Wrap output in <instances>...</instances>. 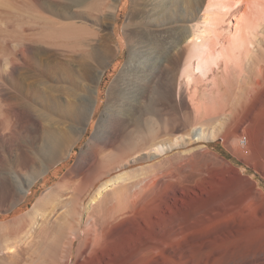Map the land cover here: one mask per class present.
<instances>
[{
	"label": "bare ground",
	"instance_id": "6f19581e",
	"mask_svg": "<svg viewBox=\"0 0 264 264\" xmlns=\"http://www.w3.org/2000/svg\"><path fill=\"white\" fill-rule=\"evenodd\" d=\"M121 1L0 0V47L7 53L2 71L16 90L0 83L7 102L0 140L8 131L31 130L30 123L44 129L33 110L15 102L17 93L39 95L38 76L53 74L54 81L77 88L54 85L41 108L75 123L88 119L75 139L45 128L47 167L34 158L25 178L5 174L20 201L88 132L100 101L92 84L104 75L93 63L104 64L113 53L92 25H114ZM165 1L132 0L123 28L132 47L108 88L95 134L57 185L4 224L0 264H264V190L236 165L264 177V0L181 2L185 24L173 66L143 65L146 24L158 7L168 8ZM27 61L39 75L27 70ZM209 82L210 93H201ZM192 115L193 141L167 142L165 135ZM220 140L234 159L207 144L167 155Z\"/></svg>",
	"mask_w": 264,
	"mask_h": 264
},
{
	"label": "rangeland",
	"instance_id": "374dc122",
	"mask_svg": "<svg viewBox=\"0 0 264 264\" xmlns=\"http://www.w3.org/2000/svg\"><path fill=\"white\" fill-rule=\"evenodd\" d=\"M167 1H168V3H167ZM167 1H165V3L168 4V8L166 10L164 9L163 11H161L162 10L161 7H163V6L158 7L159 9L158 8L157 9L161 12H158V10H157V12L154 13L153 17L151 18V21H149L146 24V26H148V27H146L147 36L144 39L145 41H143V43L144 42L145 43L142 46L143 47L142 53H143L144 57L145 56L146 57L144 59L145 61L143 62V65H145L146 63H150L152 65V63H153L157 67H161L164 64H166L169 67L173 66V55H174V50H175L174 45H175V43L179 37V34H181L182 30L184 29L183 26L185 24L182 21V15H181V12L184 10L182 5L184 4L185 0H172L171 2L175 5H172L170 0H167ZM174 1H175V3H174ZM178 1H179V3H177ZM160 2H161V0H160ZM160 2H158V3L160 4ZM181 2H182V5H180ZM162 5H163V3H162ZM131 6H132V0H122L119 3L117 17H116V21H115L114 25H113V22H111L112 25L106 26V27H104L103 25L102 26L94 25V24L92 25L94 27L100 28V30L102 32V37H103L101 39L104 40L105 42H107L109 44V46L111 47V49H113L112 50L113 53H111V56H110L111 58L108 62H105L104 64L103 63L102 64L101 63L96 64V63L92 62L94 65H96L95 67L100 72L101 71L104 72V75H102V78L100 76L98 78V80L95 79L96 81H94L92 84L93 88H97L99 90L100 101H99L98 107H97V109L93 115L94 117L92 118L91 125L88 127V132L85 133L83 138L76 144L74 151L72 153V156H70L69 158L57 161L50 168L51 169L50 172H48V173L44 172V173L40 174L39 181L37 182L36 186H34L32 188L31 192L28 193V196L26 197V199L24 201H20V199H19L20 197L17 196L14 192H12L11 188L8 186L9 183H8V180L6 179V175L9 174V172L15 171L14 173H18L23 178H25L26 172H27L26 169L30 165L31 160H33L34 158L35 159L38 158L40 161L42 160L41 164L43 163L44 167L48 166L47 165L48 163L45 160H43L44 158L42 157V152L45 150V146H46L45 137H44V133H43V131H45V128H47L49 130L54 129L55 131H58L57 129L60 128L59 130H63V132L65 131V133H68V134L70 133L71 135L74 134V139H75V138H78L80 136L79 135L80 130L87 126L86 120H88V119L84 118V120H83L84 122L82 121L80 123H75V121H73V120H70V121H72V122H70L68 119L61 117V114L59 112H56L58 114L57 115L56 113H54L52 111L50 113L49 111H46L44 108H41L42 105H40L39 102H42L43 99H45V97L50 94V93H48L49 91L52 93L53 92L52 89H54L55 87H57V86L60 87V85H61L62 87L65 86L67 88V86H68V88H69V86H70L69 89L75 91L74 87H73L75 85L72 86L71 83L66 84V83L54 81L53 80V76H54L53 74H49L48 76H43V77L38 76V79H37V77L35 78V81H38V80H39V82L41 81L39 83V86L41 88L45 87L47 90V87L51 86L50 88H48V91H44L45 88H43L44 90L41 88H38V92L40 90H42V91H40V93H42V94L44 93L45 94V95L43 94L44 96L41 95L40 93L38 95V93L36 91H31L28 95H21L20 93H17L21 97L19 99V96H17V100H15L18 107H25V108L27 107V109H29L31 111L33 110L32 112L35 113L36 115H38L39 119L41 120V124L44 125L43 126L44 129H42L41 127L38 128L37 125H34V124L28 122L30 124H28V123H26V124H28L30 126L32 125L30 128L31 130L18 128V130H17L18 134H15V135H11V132L8 131L6 133V135L4 136V138L2 140H0V177H1V181H2V183H0V230H1L0 234L3 231L7 230V227L4 224H7L8 222L10 223L14 219L19 218L22 215H24L25 213H27L30 209H32V207L36 204L37 200L46 191H48L50 188L57 185L60 182V180L64 177V175H66V173L68 171H70L72 168H74V166L78 162L77 160L80 157V153H81L83 147L94 136L95 131H96L97 126H98V122H99L100 117L103 113V110L105 109V106H106L108 88L111 85V83L113 82V80L116 78L118 73L121 71V69H123V67L125 66L127 59L129 57L130 49L132 47V43L129 42V40L125 37V35L123 33V28H124V25L127 21V18H128L127 16L129 15ZM165 19H167V21ZM234 20H235V16L234 17L232 16L229 18L228 23H230L232 25L234 23ZM106 33L111 34L112 36L109 37V35H107ZM108 39H109V41H107ZM117 53H119L118 56H117ZM6 54L7 53L4 51L3 47H0V83L1 84L4 83V84L8 85V87L13 92H16V90L9 85V83L7 82L6 78L4 77V74L2 71V64H3L2 61H4L3 58L5 59V57H7ZM12 54H11V56L12 57L14 56L13 57L14 59L18 60L19 62H23V57L21 55H19L17 53H14L13 55ZM86 61L91 62L92 60H90V58L88 57V58H86ZM163 61H164V63H163ZM34 64L35 63H33V62L27 61L26 68H27V70L30 69L31 70L30 72L33 75H37L39 73V71H38V68H36L37 66ZM43 78H45V79H43ZM44 80L48 81L49 84H48V82L46 83V81H44ZM42 81L44 82V84H42ZM69 84H71V85H69ZM210 84H211V82H209L207 85H204L205 88L204 87L202 88L201 93H203L204 90H206L205 94H207V93L209 94L211 87H212L211 86L212 84L211 85ZM45 85H47V86H45ZM54 85H55V87H54ZM75 89H77L76 86H75ZM160 89L158 90L159 92L162 91V88H160ZM35 93L41 97L36 96ZM63 94L64 93H62V94L60 93V96L63 98V100L65 102L67 98L65 97V94H64V96H63ZM25 96H27V97H25ZM42 97H44V98L41 99ZM147 97L148 96L146 95V98ZM0 100H1L0 101V104H1L0 105V111H1V110H4L5 106L7 107V102L6 103H5V101L3 102L2 97H0ZM3 105H5V106L3 107ZM184 118H183V121H181L180 125L183 122H185L186 127L184 126V124H182L183 126L179 125L176 133H169L168 134L169 136L166 134L165 138L167 139V142H171V141H177L179 143L189 142L190 140L193 141V139L197 136V135H195V131H193V128L195 126L194 124H196L195 122H197V118L192 115L191 117H189L191 119L190 122H189V120H190L189 118H188V120L184 119ZM186 121H187V123H186ZM192 125H194V126H192ZM78 130H79V132H78ZM76 133H78V134L75 137ZM175 134H176V136H175ZM43 137H44V139H43ZM202 144H207V145H212V146L218 145L219 147H217V150H215V151L220 152L221 154L227 156L230 160L234 159V157L231 155V153H229L227 151V149L225 148V146L223 145V142L221 140L217 141V142L212 141V142H208V143H204V142L194 143L191 146L187 145V147L177 148L174 151L169 152L167 155H172V154L176 153L177 151L188 150L190 148L197 147V146H200ZM211 148H213V147H211ZM235 161H237V160L235 159ZM43 165H42V167H43ZM236 165L241 166V170L244 172V174L249 175L252 178H255L256 181L259 182L260 188L264 190V177H262L261 175H259L255 171L251 170L250 168L244 167V165L241 164L239 161H237ZM40 169H43V168H40ZM2 177H3V179H2ZM3 181L6 182V183L4 182L5 184H7L6 187L3 186V184H4Z\"/></svg>",
	"mask_w": 264,
	"mask_h": 264
}]
</instances>
